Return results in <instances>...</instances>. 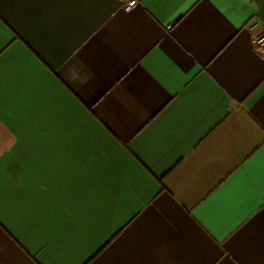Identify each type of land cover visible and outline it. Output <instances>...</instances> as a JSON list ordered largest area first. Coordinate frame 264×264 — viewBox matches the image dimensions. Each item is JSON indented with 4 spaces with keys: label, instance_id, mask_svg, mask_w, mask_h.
I'll use <instances>...</instances> for the list:
<instances>
[{
    "label": "crops",
    "instance_id": "crops-1",
    "mask_svg": "<svg viewBox=\"0 0 264 264\" xmlns=\"http://www.w3.org/2000/svg\"><path fill=\"white\" fill-rule=\"evenodd\" d=\"M0 0V264H264V0Z\"/></svg>",
    "mask_w": 264,
    "mask_h": 264
},
{
    "label": "built area",
    "instance_id": "built-area-1",
    "mask_svg": "<svg viewBox=\"0 0 264 264\" xmlns=\"http://www.w3.org/2000/svg\"><path fill=\"white\" fill-rule=\"evenodd\" d=\"M138 5V0H128L127 1V4L125 6V9L126 10H130V9H133L134 7H136ZM261 49L264 50V35L257 38L255 41H254Z\"/></svg>",
    "mask_w": 264,
    "mask_h": 264
}]
</instances>
